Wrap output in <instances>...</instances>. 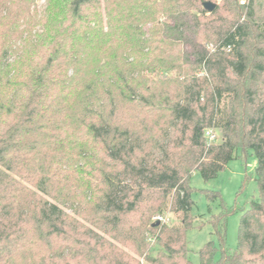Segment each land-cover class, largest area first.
I'll return each mask as SVG.
<instances>
[{
    "label": "trees",
    "instance_id": "1",
    "mask_svg": "<svg viewBox=\"0 0 264 264\" xmlns=\"http://www.w3.org/2000/svg\"><path fill=\"white\" fill-rule=\"evenodd\" d=\"M37 1L0 0V264H192L191 177L248 151L259 199L200 264H264V0Z\"/></svg>",
    "mask_w": 264,
    "mask_h": 264
},
{
    "label": "rangeland",
    "instance_id": "2",
    "mask_svg": "<svg viewBox=\"0 0 264 264\" xmlns=\"http://www.w3.org/2000/svg\"><path fill=\"white\" fill-rule=\"evenodd\" d=\"M239 1L242 3V0ZM220 2L221 0H217V4ZM44 7L45 0H39L36 2V6L32 8V12L38 18H41ZM149 28H151V24L146 26L145 32L148 33ZM39 29L40 26L38 25L34 30V34ZM168 77L177 79L178 75L172 72ZM215 133L218 139L222 137L220 131ZM238 156L215 179L205 181L199 171H195L191 177L190 186L193 191L192 200L194 202L192 217L194 222L193 228L186 234V239L188 242V257L192 264H200L199 254L206 244L214 243L219 248L220 242L211 221L214 216H220L221 214L228 215L226 219L225 243L227 250L230 253H234L238 247L239 227L242 216L249 209L251 203L259 199L255 156L251 151L247 153L239 152ZM211 192L219 193L220 199L211 202L207 198V194ZM221 201L224 203L223 206H221ZM69 213L71 214L72 212L69 211ZM158 217H163L164 221H161V223H166L168 226L179 224L176 215L168 210L163 215H155L151 220V226L159 222L157 221ZM80 222L84 223L83 220ZM85 225L88 230H92L99 235L102 234L92 224L86 222ZM151 246L152 254L156 256L160 247L156 242L151 243ZM128 252L134 256V253L129 250ZM141 261L144 262L143 259Z\"/></svg>",
    "mask_w": 264,
    "mask_h": 264
},
{
    "label": "built area",
    "instance_id": "3",
    "mask_svg": "<svg viewBox=\"0 0 264 264\" xmlns=\"http://www.w3.org/2000/svg\"><path fill=\"white\" fill-rule=\"evenodd\" d=\"M247 0H242V3L245 4ZM206 138L210 143H215L217 141L216 133L213 130L206 131ZM157 221L161 222L164 221L163 217H158Z\"/></svg>",
    "mask_w": 264,
    "mask_h": 264
},
{
    "label": "water",
    "instance_id": "4",
    "mask_svg": "<svg viewBox=\"0 0 264 264\" xmlns=\"http://www.w3.org/2000/svg\"><path fill=\"white\" fill-rule=\"evenodd\" d=\"M216 7H217V4L212 3V2H206V3H204V5H203V8H204L206 11H208L209 13L214 12V10L216 9Z\"/></svg>",
    "mask_w": 264,
    "mask_h": 264
}]
</instances>
